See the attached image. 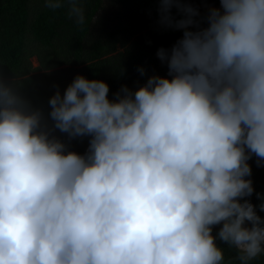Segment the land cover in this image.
I'll list each match as a JSON object with an SVG mask.
<instances>
[{
    "label": "clouds",
    "instance_id": "1",
    "mask_svg": "<svg viewBox=\"0 0 264 264\" xmlns=\"http://www.w3.org/2000/svg\"><path fill=\"white\" fill-rule=\"evenodd\" d=\"M43 2L86 22L84 0ZM157 2L183 35L157 51L168 74L135 90L110 98L79 74L49 99V128L0 74V264H232L217 238L239 264L264 254L246 199L249 160L264 162V0H219L206 27L190 0ZM56 129L90 137L87 151Z\"/></svg>",
    "mask_w": 264,
    "mask_h": 264
},
{
    "label": "trees",
    "instance_id": "2",
    "mask_svg": "<svg viewBox=\"0 0 264 264\" xmlns=\"http://www.w3.org/2000/svg\"><path fill=\"white\" fill-rule=\"evenodd\" d=\"M123 5V14L130 24L111 27L109 38L95 37L93 30L96 19L104 7V0H84L86 22L78 25L67 14V8L52 11L43 0H0V74L8 81H17L19 93L35 109L42 110L44 118L51 128L48 117V101L55 94L59 82L57 73L67 68L74 69L76 76L83 74L90 79H103L110 86L109 97L115 98L122 86L127 85L135 90L153 74L167 75L168 67L157 56L160 48L171 49L183 35V30L161 25L159 3L157 0H118ZM196 6L200 27L207 26V15L210 8L220 7L219 0H190ZM173 15L179 19L181 14L174 8ZM29 41L34 42L48 55L50 50L59 51L62 60L57 70L45 69L36 72L28 52ZM40 63L43 64L41 56ZM145 68L141 75L139 68ZM68 144L69 150L85 153L90 137H77L69 140L67 134L58 129L52 132ZM252 167L251 179L254 193L250 198L256 205L257 214L264 218V211L259 207L264 199L257 194H264V162L257 164L255 155L249 160ZM220 227L213 228V234ZM217 244L223 248L225 260L239 264L234 258L237 252L227 243L217 238ZM250 264H264V254Z\"/></svg>",
    "mask_w": 264,
    "mask_h": 264
},
{
    "label": "rangeland",
    "instance_id": "3",
    "mask_svg": "<svg viewBox=\"0 0 264 264\" xmlns=\"http://www.w3.org/2000/svg\"><path fill=\"white\" fill-rule=\"evenodd\" d=\"M196 8V6H193ZM123 14V5L118 0H104V7L100 11L98 19H96L95 27L93 30V35L95 37L103 38V40L111 39L109 38V31L111 27L121 25V24H130L127 22L126 16ZM28 52H35L31 56L30 60L32 61L34 70L36 72H42L45 69L57 70L60 68H65L66 65H61L62 57L59 51L50 50L49 54L46 56L44 54H39L43 52L42 48L36 45L34 42L29 41ZM39 56L43 60V64L40 63ZM46 66V68H45ZM45 68V69H44ZM59 82V87L64 91L67 86L72 82L76 77V72L74 69L67 68L64 72H59L55 76ZM221 227L222 225H218Z\"/></svg>",
    "mask_w": 264,
    "mask_h": 264
}]
</instances>
